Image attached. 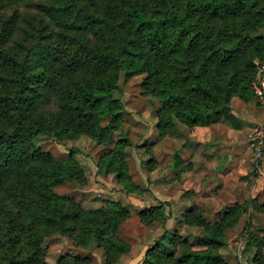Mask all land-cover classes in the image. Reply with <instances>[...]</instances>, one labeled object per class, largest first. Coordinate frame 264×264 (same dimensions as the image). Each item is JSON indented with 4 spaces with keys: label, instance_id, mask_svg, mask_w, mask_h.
Returning <instances> with one entry per match:
<instances>
[{
    "label": "trees",
    "instance_id": "obj_1",
    "mask_svg": "<svg viewBox=\"0 0 264 264\" xmlns=\"http://www.w3.org/2000/svg\"><path fill=\"white\" fill-rule=\"evenodd\" d=\"M261 30L264 0H0V264H51L43 244L54 234L78 247L97 243L106 264L129 253L118 235L126 207L111 201L85 209L59 194L60 185L86 182L82 167L74 155L55 158L36 139L110 143L123 123L120 81L135 76H144V95L162 103V135L176 131L177 120L197 127L232 119L225 107L234 98L256 100ZM130 145L120 139L99 164L136 192ZM247 204L210 223L201 209L190 210L186 224L204 229L198 243L165 234L141 264H226V232L249 212ZM141 217L150 225L165 212L152 207ZM255 261L264 264L261 251ZM91 263L65 256L56 264Z\"/></svg>",
    "mask_w": 264,
    "mask_h": 264
},
{
    "label": "rangeland",
    "instance_id": "obj_2",
    "mask_svg": "<svg viewBox=\"0 0 264 264\" xmlns=\"http://www.w3.org/2000/svg\"><path fill=\"white\" fill-rule=\"evenodd\" d=\"M143 78L135 76L129 81L121 79L116 96L125 104L123 123L121 129L114 131L110 143L98 144L89 136L68 141H58L48 136L36 139V145L52 153L55 158L68 160L74 155L82 167L86 181L84 184L65 183L56 187V191L70 196L85 209L101 208L111 201L126 207L129 217L122 224L118 235L131 245V251L116 264H141L147 250L165 234L178 233L197 244L204 229L185 222L187 214L194 208L201 209L206 221L210 223L221 218L236 203L248 202L249 212L226 232V245L221 253L226 264H255L259 251L264 255V245L260 247L264 241V161L260 164L261 171L253 168L252 177L247 180V188L241 189V199L237 198L231 178L225 179L222 188L212 192H193L196 185L192 186L191 181L195 179L189 177V167L193 166L189 164V137H192L194 127L177 120V130L162 135L158 126L162 103L144 95L141 87ZM261 117L264 119V115ZM220 122L222 120L216 124ZM125 137L131 141L126 150V159L129 175L139 188L136 192L128 191L120 185L116 174L100 170V160ZM158 206L164 210L165 218L150 225L145 224L142 213ZM251 232L257 242L249 244ZM43 247L47 251V261L51 264L58 263L65 256L89 257L91 264H106L108 258L97 243L87 248L78 247L72 237L59 234L47 237Z\"/></svg>",
    "mask_w": 264,
    "mask_h": 264
},
{
    "label": "crops",
    "instance_id": "obj_3",
    "mask_svg": "<svg viewBox=\"0 0 264 264\" xmlns=\"http://www.w3.org/2000/svg\"><path fill=\"white\" fill-rule=\"evenodd\" d=\"M228 111L232 119L224 116L219 124L192 129L193 135L189 137V164L193 166L189 167V177L195 179L191 182L196 188L191 190L196 194L201 190L212 192L222 188L225 179L231 178L237 198L241 199V189L247 188V180L252 177L254 169L249 163V141L253 125L264 121L261 117L264 115V106L255 99L245 102L234 98ZM262 171L264 175L263 168ZM230 193L234 196L232 191Z\"/></svg>",
    "mask_w": 264,
    "mask_h": 264
},
{
    "label": "built area",
    "instance_id": "obj_4",
    "mask_svg": "<svg viewBox=\"0 0 264 264\" xmlns=\"http://www.w3.org/2000/svg\"><path fill=\"white\" fill-rule=\"evenodd\" d=\"M254 95L258 103L264 106V63L258 68L257 82L254 84ZM250 159L249 163L257 170L264 161V121L255 126L249 141Z\"/></svg>",
    "mask_w": 264,
    "mask_h": 264
},
{
    "label": "water",
    "instance_id": "obj_5",
    "mask_svg": "<svg viewBox=\"0 0 264 264\" xmlns=\"http://www.w3.org/2000/svg\"><path fill=\"white\" fill-rule=\"evenodd\" d=\"M258 36L260 37H264V30H261L259 33H258ZM227 110L229 107H225Z\"/></svg>",
    "mask_w": 264,
    "mask_h": 264
}]
</instances>
